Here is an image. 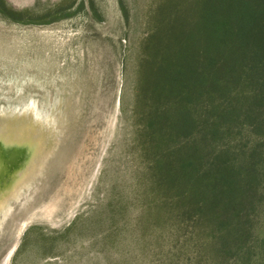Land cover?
<instances>
[{
  "label": "rangeland",
  "instance_id": "374dc122",
  "mask_svg": "<svg viewBox=\"0 0 264 264\" xmlns=\"http://www.w3.org/2000/svg\"><path fill=\"white\" fill-rule=\"evenodd\" d=\"M164 1L0 0V140L21 162L0 191L22 183L0 264H264V197L250 253L223 260L149 168L138 93ZM20 120L23 138L4 125Z\"/></svg>",
  "mask_w": 264,
  "mask_h": 264
},
{
  "label": "trees",
  "instance_id": "16d2710c",
  "mask_svg": "<svg viewBox=\"0 0 264 264\" xmlns=\"http://www.w3.org/2000/svg\"><path fill=\"white\" fill-rule=\"evenodd\" d=\"M158 13L138 93L149 168L217 256L243 260L264 197V0H165Z\"/></svg>",
  "mask_w": 264,
  "mask_h": 264
},
{
  "label": "bare ground",
  "instance_id": "6f19581e",
  "mask_svg": "<svg viewBox=\"0 0 264 264\" xmlns=\"http://www.w3.org/2000/svg\"><path fill=\"white\" fill-rule=\"evenodd\" d=\"M4 125L8 126L7 127L8 130H11V128L14 129V127H11V126L7 125V123H5ZM4 125L2 126V128L4 127ZM17 126H18V134H19V137L22 136L21 138L24 137V134L22 135V133H23L22 131L24 129H26L27 131L32 133L31 130H30V128H31L30 125H28L26 122H23L22 120L19 121ZM20 141H22V139H19L17 142H13V144L14 143H16V144L19 143L20 144ZM5 142H6L5 140H0V180H2V174L4 172H9L15 166H17L18 164L21 163V162L15 161L16 153L18 151L17 150L18 147L15 146V145H12V144L7 147L5 145ZM29 159L30 158H28V160ZM2 182H3V180H2ZM17 182H18V180H11V182H9V184L5 183L3 188L1 189L0 192L6 191V196H4V197L0 196V216L5 215L6 211H8L9 207H7V205H8L9 198L14 197L18 193V190H19L20 186L22 185V183L21 184H17ZM10 208H12V207H10Z\"/></svg>",
  "mask_w": 264,
  "mask_h": 264
},
{
  "label": "water",
  "instance_id": "95a60500",
  "mask_svg": "<svg viewBox=\"0 0 264 264\" xmlns=\"http://www.w3.org/2000/svg\"><path fill=\"white\" fill-rule=\"evenodd\" d=\"M7 125H9V126H11V127H14V129L11 128V130H14L15 133H16L17 135H19V134H18V126H17L18 124H13V123L9 124V123H7ZM7 127H8V126H6V129H8Z\"/></svg>",
  "mask_w": 264,
  "mask_h": 264
}]
</instances>
